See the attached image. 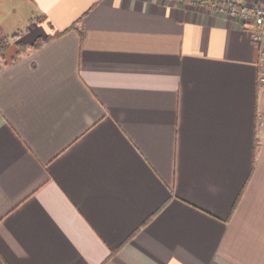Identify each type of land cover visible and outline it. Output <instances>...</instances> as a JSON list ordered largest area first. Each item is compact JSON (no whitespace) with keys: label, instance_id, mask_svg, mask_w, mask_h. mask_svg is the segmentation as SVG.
I'll return each mask as SVG.
<instances>
[{"label":"crops","instance_id":"obj_1","mask_svg":"<svg viewBox=\"0 0 264 264\" xmlns=\"http://www.w3.org/2000/svg\"><path fill=\"white\" fill-rule=\"evenodd\" d=\"M5 36L0 264H264L260 48L238 19L0 0Z\"/></svg>","mask_w":264,"mask_h":264},{"label":"built area","instance_id":"obj_2","mask_svg":"<svg viewBox=\"0 0 264 264\" xmlns=\"http://www.w3.org/2000/svg\"><path fill=\"white\" fill-rule=\"evenodd\" d=\"M193 5H204L238 19L249 37L260 48L259 76L264 109V4L255 0H184ZM264 116V110L262 111Z\"/></svg>","mask_w":264,"mask_h":264},{"label":"trees","instance_id":"obj_3","mask_svg":"<svg viewBox=\"0 0 264 264\" xmlns=\"http://www.w3.org/2000/svg\"><path fill=\"white\" fill-rule=\"evenodd\" d=\"M64 32H56L53 35H50L46 38H39L37 39V41L31 45V48H39L43 43L56 38L57 36L62 35ZM16 38V36H14L12 39ZM19 48H18V52L17 55H19L21 52H24L25 50H27V46H23L21 43H17L16 44ZM11 47V39L8 36L2 37L0 38V56H5V54L7 53V51L10 49ZM159 212L155 213L152 217H150L148 219V221L143 225L146 226L148 223H150L158 214Z\"/></svg>","mask_w":264,"mask_h":264},{"label":"rangeland","instance_id":"obj_4","mask_svg":"<svg viewBox=\"0 0 264 264\" xmlns=\"http://www.w3.org/2000/svg\"><path fill=\"white\" fill-rule=\"evenodd\" d=\"M13 37H10V39H11V43H12V41H13V39H12Z\"/></svg>","mask_w":264,"mask_h":264}]
</instances>
